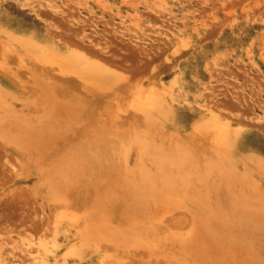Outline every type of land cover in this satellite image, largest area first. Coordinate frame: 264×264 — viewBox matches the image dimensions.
Instances as JSON below:
<instances>
[{
  "label": "rangeland",
  "instance_id": "374dc122",
  "mask_svg": "<svg viewBox=\"0 0 264 264\" xmlns=\"http://www.w3.org/2000/svg\"><path fill=\"white\" fill-rule=\"evenodd\" d=\"M0 50V264H264V0H0ZM75 50L129 81L88 92ZM36 76L113 129H51Z\"/></svg>",
  "mask_w": 264,
  "mask_h": 264
},
{
  "label": "bare ground",
  "instance_id": "6f19581e",
  "mask_svg": "<svg viewBox=\"0 0 264 264\" xmlns=\"http://www.w3.org/2000/svg\"><path fill=\"white\" fill-rule=\"evenodd\" d=\"M73 45V44H72ZM74 47V46H73ZM78 49V48H77ZM1 51V50H0ZM84 51V50H83ZM78 51V50H75L73 51L69 56L67 57H64V59H61L59 62L61 64V69L63 70V74H72L74 75L77 79H79L81 81L84 82V89H86L88 92L90 91H93V89H97L98 91L100 92H104V91H109V90H113V88L115 86H117L116 84L120 83L121 81H129V78H128V75H124L122 73H118L114 70H112L108 65H106L105 63H103L99 57V59L97 60V58H94L93 59H89L88 55L86 54V51ZM94 53V52H92ZM97 55V54H96ZM99 55V54H98ZM102 56V55H101ZM79 57V58H78ZM112 59V58H111ZM73 60V61H71ZM71 61V62H70ZM82 61H85L87 64L84 65V66H81L83 63ZM105 61V60H104ZM109 61H111L109 59ZM106 62V61H105ZM71 66V69H69V67ZM5 68V67H4ZM3 70V69H2ZM47 70V69H46ZM125 70V69H124ZM50 72V71H49ZM66 76V75H65ZM65 79V78H63ZM72 80V78H71ZM70 79H68V81L70 82L71 81ZM74 80V79H73ZM75 81V80H74ZM77 81V80H76ZM156 81V80H155ZM68 82V83H69ZM159 82V81H158ZM21 85V89L22 92H24L26 95H28L29 98H32L33 99V106H26L27 108L29 107H33V109H35L37 111L38 114H43V115H46V114H49L51 115L52 119L50 121V128L53 129L55 128V130H58L59 127H62L63 125H65V127L67 129H70L72 125H80V123L82 124L83 127H80L81 129L83 128V132L85 133H88L90 132L91 130L93 131V129H97L99 128V131L101 133H103L102 131H108L110 129H113V128H110L108 127L106 124H101L102 120H103V113H112L114 112V109L111 107H106V111L103 112L100 111L98 108H96L95 106H92L91 104V99H87V97H84V96H81L80 94H74L73 92V88H68V87H63L59 84H56L55 82H52V83H47L45 80L41 79L40 77H35L34 79V83L31 87V89L29 91H27L28 87L26 86V83L24 84L22 81L20 82ZM19 83V84H20ZM72 83V82H71ZM78 83V82H77ZM75 83V84H77ZM116 83V84H115ZM81 84V83H80ZM152 84V83H151ZM159 84V83H158ZM153 85V84H152ZM161 85V84H160ZM80 86V85H79ZM77 87V85H76ZM125 87V86H124ZM155 86L153 85V87L151 86L150 90H147L144 89L143 87L139 88L138 86V97L139 96H143L144 95V91L146 90V95H152V96H158L160 95L158 93V91L156 90L157 88H154ZM161 87V86H160ZM68 88V89H67ZM78 88V87H77ZM76 88V90H77ZM82 88V86H81ZM122 89V87H120ZM79 90H81L80 88H78ZM75 90V91H76ZM78 91V90H77ZM76 91V92H77ZM82 92V91H81ZM115 92V90H114ZM120 92V91H119ZM85 93V92H84ZM24 94V95H25ZM2 95V90L0 89V96ZM10 95V94H9ZM97 96V94H95ZM137 95V94H136ZM11 96H14L13 94ZM144 97V96H143ZM102 97H98L99 99V103L101 102ZM106 98V97H105ZM97 99V100H98ZM103 100V98H102ZM156 103V102H155ZM29 104V103H28ZM31 105V104H30ZM101 105V104H100ZM116 105V104H115ZM114 105V106H115ZM25 107V106H24ZM118 107V106H117ZM160 109H164V107H160ZM113 111V112H112ZM222 114V113H221ZM107 116V115H106ZM108 118V117H107ZM223 119V118H222ZM105 120V118H104ZM111 121V120H110ZM115 121V120H114ZM70 122V123H69ZM112 122V121H111ZM122 122V121H121ZM39 123V122H38ZM72 123V124H71ZM74 123V124H73ZM88 123H94L96 124V126H99V127H93L91 125H88ZM104 123V122H102ZM108 123V122H107ZM113 125H114V122H113ZM112 125V126H113ZM118 125V124H117ZM121 125V124H120ZM111 126V127H112ZM33 127V126H32ZM76 127V126H75ZM116 127V126H114ZM47 128V127H46ZM44 129V128H42ZM118 129V128H117ZM46 131V129H45ZM60 131V130H59ZM57 131V132H59ZM95 131V134H96V130ZM94 131H93V135L94 134ZM111 131V130H110ZM67 132V131H66ZM65 132V133H66ZM76 132V131H75ZM84 133V135H85ZM100 133V134H101ZM28 134V133H27ZM40 134V133H39ZM59 134V133H58ZM63 134V133H62ZM61 134V135H62ZM68 134V133H67ZM29 137L31 136V132L28 134ZM34 135V134H33ZM36 135V134H35ZM17 136V135H16ZM24 136V135H22ZM78 136V135H77ZM97 136V134L95 135V137ZM27 138V136H26ZM23 139L22 140V144H27L26 141H29L27 139ZM66 139L68 138V135L65 137ZM63 138V139H65ZM70 138V137H69ZM68 138V139H69ZM97 138V137H96ZM199 138V137H198ZM53 139V138H52ZM71 139V138H70ZM94 139V138H93ZM98 140V138H97ZM20 141V140H19ZM70 141V140H69ZM83 141V140H82ZM77 142V141H76ZM88 142V141H87ZM99 142V141H98ZM81 143L80 142V145H79V148L80 150L86 152V148H85V145L81 146ZM66 144V143H65ZM69 144V143H68ZM85 144V143H84ZM87 144V143H86ZM91 144V143H90ZM95 144V143H94ZM93 145V143H92ZM112 145V144H111ZM199 145V144H198ZM88 146H89V143H88ZM87 146V148H88ZM97 146V145H96ZM109 146V144H108ZM94 147V146H93ZM99 147V146H98ZM90 148V147H89ZM88 148V149H89ZM64 149V148H63ZM62 149V150H63ZM85 149V150H84ZM97 149V148H96ZM100 149V147H99ZM111 149V148H110ZM162 149V148H161ZM164 150V149H163ZM166 150V149H165ZM76 151V150H75ZM96 151V150H95ZM111 151V150H110ZM100 152V151H98ZM112 152V151H111ZM76 153H80L79 152H76ZM89 152H87L88 154ZM164 153V152H163ZM89 155H92V154H89ZM164 155V157L160 156L158 154V162H160L163 158L166 159L168 158L167 155L165 154H162ZM78 156V155H77ZM93 157V156H92ZM88 158L91 160V158ZM83 158V157H82ZM80 156H78V159H75V160H71L73 161L72 162H69V167H68V170L67 171H64L63 174L67 175L71 174V172H75V173H82L83 172H87L88 171V167L91 165H87V163H84L85 162V155H84V159H82ZM68 159V158H67ZM87 159V160H88ZM96 159V158H95ZM178 159V158H177ZM181 159V158H180ZM93 160V159H92ZM97 160V159H96ZM89 161V160H88ZM182 161V160H180ZM65 162V161H64ZM95 162V161H94ZM178 162V161H176ZM261 162V161H260ZM92 163V162H91ZM86 164V165H84ZM177 164V163H176ZM81 165V166H80ZM98 165V164H97ZM96 164L94 166H97ZM264 165V164H263ZM93 167V166H92ZM91 167V168H92ZM67 168V167H66ZM94 170V168H92ZM107 169V168H106ZM109 169V168H108ZM107 169V170H108ZM91 170V169H89ZM96 171H98L97 169H95ZM123 173V172H122ZM77 174V175H78ZM128 174V173H127ZM63 175V176H64ZM72 175V174H71ZM74 175V174H73ZM72 175V176H73ZM82 175V174H81ZM124 175V173H123ZM54 177V176H53ZM119 177V176H118ZM114 178V177H113ZM112 178V179H113ZM120 178V177H119ZM116 179H117V176H116ZM118 181V180H117ZM129 181V179H128ZM126 182V181H124ZM132 184V183H130ZM134 184V183H133ZM140 184L138 183V186ZM134 186V185H133ZM144 186V185H143ZM142 186V187H143ZM140 189V188H139ZM114 190V189H112ZM134 190V189H133ZM132 190V191H133ZM136 190V189H135ZM118 191V190H116ZM147 191V190H145ZM115 192V191H114ZM135 192V191H134ZM150 192V191H148ZM106 193V192H105ZM110 194V193H109ZM112 194V193H111ZM115 194H118V193H115ZM115 194L112 195L113 199H116L114 198L115 197ZM121 194V193H120ZM124 196V195H123ZM117 197V196H116ZM130 197V196H129ZM119 198V196H118ZM124 198V197H123ZM132 198V197H131ZM126 199V198H124ZM158 199V198H156ZM155 199V200H156ZM110 200V199H109ZM162 200V199H161ZM112 201V199H111ZM114 201V200H113ZM119 201V200H118ZM121 201V199H120ZM116 202V201H115ZM136 202V201H135ZM167 202V200H166ZM123 204V203H122ZM137 207V206H136ZM166 205H161V209H166ZM169 207V206H168ZM116 208V207H115ZM135 208V207H134ZM122 210V209H121ZM131 210V209H130ZM165 210H163L162 212H164ZM132 212V211H131ZM161 213V212H160ZM136 214V213H135ZM162 214V213H161ZM137 216V215H135ZM146 216V215H145ZM125 219V218H124ZM126 220V219H125ZM125 231V229H124ZM118 232V230H117ZM120 232V230H119ZM106 235V234H105ZM107 236V235H106ZM228 239V238H226ZM211 241V240H210ZM209 241V242H210ZM213 241V240H212ZM213 243V242H212ZM206 245V244H205ZM224 245V244H223ZM207 246V245H206ZM212 247V245H211ZM220 247V246H219ZM214 249V247H213ZM209 251H212V249L210 248ZM191 255V254H190ZM204 256H206V254H204ZM196 257V255H195ZM227 259V258H226ZM238 259V258H237ZM201 259L200 258H197L196 261L194 262V264H217V262H215L216 260L212 258V260L214 261H211L208 260V261H200ZM228 260V259H227ZM219 262V261H218ZM159 263V262H158ZM221 264V263H220Z\"/></svg>",
  "mask_w": 264,
  "mask_h": 264
}]
</instances>
